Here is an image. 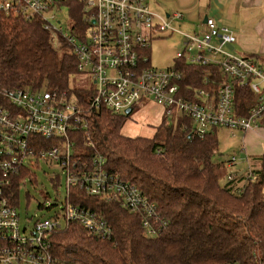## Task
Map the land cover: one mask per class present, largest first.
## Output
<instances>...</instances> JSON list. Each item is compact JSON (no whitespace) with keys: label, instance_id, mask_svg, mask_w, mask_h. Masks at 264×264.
<instances>
[{"label":"built area","instance_id":"obj_1","mask_svg":"<svg viewBox=\"0 0 264 264\" xmlns=\"http://www.w3.org/2000/svg\"><path fill=\"white\" fill-rule=\"evenodd\" d=\"M78 9L82 15L80 26L72 17V11ZM0 13L41 21L55 46L60 44L59 37L66 41L76 57L77 74L86 76L92 84L88 88L93 95L89 110L125 115L127 109L134 110L148 100L164 110L168 122L188 117L192 134L200 138L214 128L234 133L264 125V64L235 54L230 46L236 44L237 35L212 18L204 24L203 34L181 33L182 49L176 54L175 65L162 70L146 57L151 41L157 31H176L149 9L146 0H0ZM63 14L66 30L53 24ZM172 18L182 20L184 16L176 12ZM178 62L185 67L218 70L209 71L200 80L202 88L195 89L177 68ZM184 87L192 90L194 101L186 98ZM238 89H248L256 96L244 116L236 113ZM2 96L0 264H61L53 255L50 237L72 223L102 239L110 238L111 226L89 207L75 204L74 190L117 203L139 216L149 237L163 234L167 223L155 202L148 200L136 183L124 181L108 170L99 152L88 153L77 146L74 136L88 128L87 110L77 99L53 89H20ZM88 147L93 149L94 145L88 142ZM41 162L60 169L66 196L59 212L38 218L32 229H22L11 187L23 172L36 169ZM235 165L234 157L228 181L234 180L231 168Z\"/></svg>","mask_w":264,"mask_h":264},{"label":"trees","instance_id":"obj_2","mask_svg":"<svg viewBox=\"0 0 264 264\" xmlns=\"http://www.w3.org/2000/svg\"><path fill=\"white\" fill-rule=\"evenodd\" d=\"M72 17L80 26L79 9L72 11ZM59 42L62 50L39 20L0 13V103H4L2 94L20 89H53L77 99L87 110L88 121L85 133L74 136L77 146L99 152L108 170L136 183L158 206L167 228L159 237L146 236L139 216L117 203L74 190L73 202L96 212L113 234L102 239L72 223L50 237L55 258L61 264L264 263V157L248 159L245 167L233 171L234 180L227 181L232 159L216 160L219 128L200 138L192 134V121L183 116L172 122L165 119L153 138L124 136L121 130L130 116L88 109L92 91L72 88L77 60L66 41L59 37ZM177 68L195 89L202 88L200 80L209 71L218 70L180 62ZM184 94L194 101L192 90L184 87ZM254 102L256 96L248 89H238L236 113L244 116ZM28 173L15 179L13 203Z\"/></svg>","mask_w":264,"mask_h":264},{"label":"rangeland","instance_id":"obj_3","mask_svg":"<svg viewBox=\"0 0 264 264\" xmlns=\"http://www.w3.org/2000/svg\"><path fill=\"white\" fill-rule=\"evenodd\" d=\"M195 1L196 0H146L149 9L153 13L164 18L166 22H168L170 28L176 31L168 30L164 33L157 31V34L154 35L150 50L146 57L150 59L152 66L155 68L166 70L175 65L177 61L176 54L182 49L183 37L181 33L192 35H195L197 32L199 33L198 26L201 22H198V20L195 21L191 15L186 14L184 10L179 8L181 7V3H187L191 6ZM176 12L183 13L185 18L182 20L173 19L172 15ZM188 12L190 14L197 13L198 9L191 6ZM168 16L171 17L168 18ZM64 17L65 14L54 20V26L62 27L66 30L67 24ZM61 19L62 22L59 24L58 22ZM225 27L228 26L225 25ZM55 47L62 50V45L59 43H57ZM234 47L236 48L235 54L251 58L258 62V64H264L263 59L257 60L254 56L242 54L237 44H235ZM91 85V82H89L88 78L84 75L77 74L71 80V86L75 89L84 90L88 89ZM137 109L138 107H135L134 112H136ZM124 131L125 130H123V132ZM230 132L232 131L226 129L218 130L217 137L220 154L219 156L217 155L216 160L219 162L230 161V159L235 157L236 165L232 167L231 170L238 172L242 169L245 159L242 155V151L239 149L242 138L238 137V135L232 137ZM226 172L228 175L231 173L230 169ZM57 180L60 181L58 185L55 184ZM65 196V181L60 169L58 167L52 168L48 163L41 162L36 169L26 174L20 186L18 201L14 203L20 216L21 228L23 229L28 226V228L32 229L38 218L52 217L55 213L59 212L62 209V202ZM51 204L56 206L49 210L48 208Z\"/></svg>","mask_w":264,"mask_h":264},{"label":"crops","instance_id":"obj_4","mask_svg":"<svg viewBox=\"0 0 264 264\" xmlns=\"http://www.w3.org/2000/svg\"><path fill=\"white\" fill-rule=\"evenodd\" d=\"M180 6L195 21L201 22L199 33L205 31L204 18H212L220 26L227 25L235 32L236 44L242 54L264 60V0H196L191 6L196 7L198 12L191 14L188 12L191 9L189 4L181 3ZM132 114L121 130L124 136L130 138H153L166 118L164 110L148 100ZM230 133L232 137L238 135L242 138L239 149L245 158L244 162L264 157V125L254 130Z\"/></svg>","mask_w":264,"mask_h":264},{"label":"water","instance_id":"obj_5","mask_svg":"<svg viewBox=\"0 0 264 264\" xmlns=\"http://www.w3.org/2000/svg\"><path fill=\"white\" fill-rule=\"evenodd\" d=\"M207 21H208V17H205L203 23H207ZM233 48H234L233 46H230L231 50H233ZM132 113H133V109L132 108H129V109H127L125 111V115L126 116H130Z\"/></svg>","mask_w":264,"mask_h":264},{"label":"bare ground","instance_id":"obj_6","mask_svg":"<svg viewBox=\"0 0 264 264\" xmlns=\"http://www.w3.org/2000/svg\"><path fill=\"white\" fill-rule=\"evenodd\" d=\"M145 233H146V236H148L147 232H145Z\"/></svg>","mask_w":264,"mask_h":264}]
</instances>
